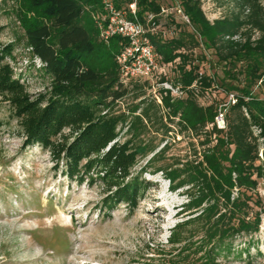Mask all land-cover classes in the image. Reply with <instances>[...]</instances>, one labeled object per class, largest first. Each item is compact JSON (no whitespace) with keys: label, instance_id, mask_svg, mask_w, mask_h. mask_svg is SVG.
<instances>
[{"label":"trees","instance_id":"16d2710c","mask_svg":"<svg viewBox=\"0 0 264 264\" xmlns=\"http://www.w3.org/2000/svg\"><path fill=\"white\" fill-rule=\"evenodd\" d=\"M0 1L11 2L5 13L15 26L13 40L0 41V100L16 120L21 150L38 145L48 152L54 170L62 164L61 173L70 181L93 185L100 180L105 194L100 208L109 212L125 203L132 213L148 186L141 173L161 161L168 148L167 141L158 148L154 139L186 136L194 158L155 168L171 191L184 188L186 197L180 209L185 217L170 229L169 247L156 252L163 257L160 264H222L219 256L231 253L236 237L259 231L264 216V194L258 192L260 185L264 189V0H225L226 12L213 20L202 0H176L189 23L163 14L161 9L169 8L164 0ZM105 1L129 17V4L135 3L137 19L154 28L146 35L168 72L152 79L121 76L116 56L127 40L101 37ZM162 20L174 34L161 28ZM4 29L0 24V35ZM21 47L42 62L47 84L36 94L10 63ZM208 54L219 71L203 69ZM155 79L169 87L148 94ZM213 90L220 100L199 102ZM220 113L223 127L216 123Z\"/></svg>","mask_w":264,"mask_h":264},{"label":"rangeland","instance_id":"374dc122","mask_svg":"<svg viewBox=\"0 0 264 264\" xmlns=\"http://www.w3.org/2000/svg\"><path fill=\"white\" fill-rule=\"evenodd\" d=\"M164 2L169 4L166 14L172 13L181 21L174 13L176 0ZM11 6L10 1H0V24L5 25L0 35L2 43L14 38L13 18L5 13ZM227 6L225 0H202V9L210 20L223 15ZM161 22L162 29L174 34L172 27ZM15 54L10 63L16 76L32 94L43 91L47 82L40 70L42 62L24 47L16 49ZM202 67L209 73L219 71L210 54ZM157 80L148 94H156L159 86L169 87L168 83H156ZM257 90L254 86L253 91ZM172 92L175 94L176 90ZM221 97L213 90L198 100L206 104ZM154 140L160 144L158 148L167 141L168 148L161 161L141 173L148 186L138 196L134 211L129 213L125 203H118L107 212L100 208L105 195L100 180L93 185L70 181L61 173L62 164L54 170L48 152L38 145L20 149L22 138L16 120L0 100V264H160L163 257H157L162 255L156 252L169 247L170 229L185 217L180 209L186 197L184 188L171 191L164 173L155 168L165 164L172 168L181 166L194 154L186 136L170 135L161 142L158 135ZM150 156L139 160L133 174L142 170ZM258 192L264 194L261 185ZM263 222L258 232L235 238L231 253L219 256L222 264L264 262Z\"/></svg>","mask_w":264,"mask_h":264},{"label":"built area","instance_id":"2783aa9c","mask_svg":"<svg viewBox=\"0 0 264 264\" xmlns=\"http://www.w3.org/2000/svg\"><path fill=\"white\" fill-rule=\"evenodd\" d=\"M129 9L132 17H129L124 10L117 9L111 2L105 1V11L99 22L100 35L104 40L114 35H120L127 40L116 56L124 79H152L165 73V66L159 62L154 46L146 35V31L154 28H146L137 19L135 3L129 4ZM161 12L166 14L167 9L162 8ZM174 13L181 21L189 23V18L178 3L174 6ZM216 123L219 127L224 126L221 113L216 117Z\"/></svg>","mask_w":264,"mask_h":264}]
</instances>
